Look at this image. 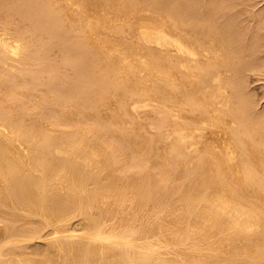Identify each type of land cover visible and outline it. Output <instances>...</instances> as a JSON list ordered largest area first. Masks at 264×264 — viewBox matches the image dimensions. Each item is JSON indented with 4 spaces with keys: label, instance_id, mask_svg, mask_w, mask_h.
I'll return each mask as SVG.
<instances>
[{
    "label": "bare ground",
    "instance_id": "6f19581e",
    "mask_svg": "<svg viewBox=\"0 0 264 264\" xmlns=\"http://www.w3.org/2000/svg\"><path fill=\"white\" fill-rule=\"evenodd\" d=\"M250 1L0 0V264H264Z\"/></svg>",
    "mask_w": 264,
    "mask_h": 264
},
{
    "label": "rangeland",
    "instance_id": "374dc122",
    "mask_svg": "<svg viewBox=\"0 0 264 264\" xmlns=\"http://www.w3.org/2000/svg\"><path fill=\"white\" fill-rule=\"evenodd\" d=\"M248 1H250V0H248ZM251 2H253V4L251 3ZM248 4H252L251 6H249ZM247 4V7L249 6V7H251V8H247L248 10H250V13L252 12V19L251 20H253V21H255L256 22V20H259V18L257 17V15L255 16V14H258V13H260V11L262 10H264V0H251L249 3ZM258 4V5H257ZM253 5H254V9H253ZM247 10V11H248ZM252 10V11H251ZM259 10V12H257ZM261 11V12H262ZM246 12V11H245ZM244 14V13H243ZM248 14H249V12L247 13L246 12V18H248L249 16H248ZM254 14V15H253ZM244 15H242V17L243 18H245L244 17ZM254 18V19H253ZM258 18V19H257ZM251 20H249L250 21V23L249 24H251L252 26H254V28L256 27L255 25H257L255 22H253L252 23V21ZM251 31V30H250ZM252 32V31H251ZM262 33L264 34V31H262ZM56 51V50H55ZM57 52V51H56ZM53 54V53H52ZM54 55V54H53ZM57 55H58V57H59V54L57 53V54H55L53 57H57ZM57 59V58H56ZM55 59V60H56ZM59 59H60V57H59ZM58 59V60H59ZM68 68V67H67ZM69 69H70V71H71V73L69 72ZM67 70H68V72H67ZM66 72L70 75V74H72V69L71 68H68V69H66ZM67 74V75H68ZM253 75V76H252ZM252 75H250V77H249V79H247V83H246V86H247V89H248V91H249V93L253 96V98H254V101H255V105H256V109H258L259 111H263L264 110V80L263 79H260V80H257V79H259V76H256V75H254V74H252ZM252 76V77H251ZM256 76V77H255ZM260 78H262V77H260ZM252 79V80H251ZM259 101V102H258ZM73 112H75V111H73ZM72 113V112H71ZM70 112H69V114H71ZM81 115V114H80ZM84 115V114H83ZM83 115H81V116H83ZM81 116H79L78 117V115L75 117V118H77L78 117V119H81L82 117ZM81 117V118H80ZM154 117V116H153ZM85 118V116H83V118L82 119H84ZM144 122H145V120H143ZM144 122H142L143 124H145ZM137 126L139 125V124H136ZM142 125V124H141ZM145 126H146V124H145ZM134 128H136V129H134V131L136 130V132H139L138 134L139 135H143L142 137H144V136H148V135H150V133L153 131L150 127H147L146 126V131H145V129L144 128H142V126H138V127H136L135 125H134ZM137 128H142L143 129V132H145V133H140V130H138ZM148 128H150L151 130L150 131H148L149 129ZM147 131H148V134H147ZM76 225H74L75 227L74 228H77V227H79L78 225H77V223H75ZM78 233V232H77ZM38 241V240H37ZM35 241V244H37V246L38 247H40L41 245L40 244H42L43 245V242H44V240H41V241ZM42 242V243H41Z\"/></svg>",
    "mask_w": 264,
    "mask_h": 264
}]
</instances>
